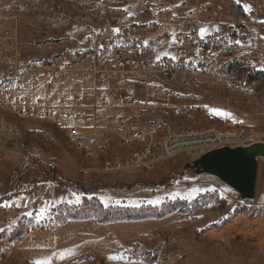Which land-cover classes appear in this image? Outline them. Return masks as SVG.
<instances>
[{
	"label": "rangeland",
	"instance_id": "1",
	"mask_svg": "<svg viewBox=\"0 0 264 264\" xmlns=\"http://www.w3.org/2000/svg\"><path fill=\"white\" fill-rule=\"evenodd\" d=\"M135 1L0 0V16L16 28L23 61L18 69L0 61V264H264V226L251 229L264 225V159L256 197L248 203L218 177L185 169L196 155L180 154L151 170L107 172V160L128 157L137 147L114 140L107 153L87 155L73 145L66 121L18 114L41 93L31 68L36 62L56 61L69 69L70 87L94 82L83 78L90 62L86 56L74 59L76 51L92 46L101 25ZM174 42L158 54L173 53ZM111 82L120 84L113 92H142L136 84ZM185 92L177 99L183 105L210 104L204 111L138 117L134 127H155L161 136L179 127L225 131L228 122L242 120L248 129L264 132V82L258 97L236 93L225 104L203 96L202 86ZM216 108L230 115H218ZM107 210L110 217L104 218ZM237 222L247 228L240 231Z\"/></svg>",
	"mask_w": 264,
	"mask_h": 264
},
{
	"label": "built area",
	"instance_id": "2",
	"mask_svg": "<svg viewBox=\"0 0 264 264\" xmlns=\"http://www.w3.org/2000/svg\"><path fill=\"white\" fill-rule=\"evenodd\" d=\"M127 4L115 20L101 25L93 45L76 51L74 59L86 56L90 62L83 71L85 80L135 81L142 88L140 96H124L108 89H101L98 99L94 94L68 95L70 70L56 61L36 62L31 68L41 93L18 114H38L61 125L65 119L73 145L87 155L107 153L114 140L137 147L128 157L107 160L103 166L107 172L151 170L180 154L200 156L224 146L264 142V132L248 129L242 120L237 124L227 121L231 128L225 131L179 127L167 128L161 136L155 127L133 125L142 116L204 111L209 100L189 106L177 101L192 86H202L203 96L209 95L213 103H229L236 93L249 100L258 97L257 88L264 82V0L182 4L136 0ZM102 15L106 20L108 14ZM11 26L0 16V48L12 52H0V61H10L18 69L23 61L17 47L18 33ZM202 28L206 29L204 35ZM172 38L174 52L159 55L160 48L169 46ZM19 88L26 90V85L20 83ZM92 108H129L130 113L110 115L107 125L87 126L83 118ZM101 118V114L96 115L98 121Z\"/></svg>",
	"mask_w": 264,
	"mask_h": 264
},
{
	"label": "water",
	"instance_id": "3",
	"mask_svg": "<svg viewBox=\"0 0 264 264\" xmlns=\"http://www.w3.org/2000/svg\"><path fill=\"white\" fill-rule=\"evenodd\" d=\"M261 159H264V142H255L209 150L187 162L184 168L214 175L235 189L242 200H254Z\"/></svg>",
	"mask_w": 264,
	"mask_h": 264
},
{
	"label": "crops",
	"instance_id": "4",
	"mask_svg": "<svg viewBox=\"0 0 264 264\" xmlns=\"http://www.w3.org/2000/svg\"><path fill=\"white\" fill-rule=\"evenodd\" d=\"M81 64L82 63L79 62L75 66L79 67V65H81ZM120 83L121 84H128L129 83L130 85H135V84L139 85L135 81L120 82ZM76 85H78V84H75V86L73 85V87L68 88L66 90V93L69 95V94H72L75 92H79L84 96L94 94L98 99L99 91L101 89H108V90L112 91V88H114L115 86H119L120 84H115V83H112L111 80H107L106 82H102V83H98L96 81L88 82L87 87H85V88H80V85L78 88H76ZM123 94L128 96V94H126L125 92H123ZM129 113H130L129 108H116V109H114V108H92L87 113H85L84 118H83V120H84L83 123L86 124L87 126H91L95 123H98L99 125H105V124L107 125L108 117L110 115H114V114H116V115H125L126 114L127 115ZM97 114L102 115V118L99 119V121H98V119H96ZM65 121L66 120L64 119L63 122H65Z\"/></svg>",
	"mask_w": 264,
	"mask_h": 264
},
{
	"label": "trees",
	"instance_id": "5",
	"mask_svg": "<svg viewBox=\"0 0 264 264\" xmlns=\"http://www.w3.org/2000/svg\"><path fill=\"white\" fill-rule=\"evenodd\" d=\"M90 199H87V198H85L84 199V205H87V206H90V205H88L89 203H90V201H92V200H90ZM244 202H248V203H251V202H253V200H245ZM99 207V209H101L100 207L101 206H96V208H98ZM103 212V214H104V218H108V217H110V212H111V210H107V211H102ZM239 213H245V210H240V212ZM126 216V215H125Z\"/></svg>",
	"mask_w": 264,
	"mask_h": 264
},
{
	"label": "bare ground",
	"instance_id": "6",
	"mask_svg": "<svg viewBox=\"0 0 264 264\" xmlns=\"http://www.w3.org/2000/svg\"><path fill=\"white\" fill-rule=\"evenodd\" d=\"M245 225H247L245 222H241V224H239L238 222H237V224H235V226L236 227H240L241 229H240V231H244L247 227L245 226ZM264 225H263V223L262 222H258V223H256V224H254V226H251V227H253V228H251L252 230L254 229V228H262ZM254 231V230H253Z\"/></svg>",
	"mask_w": 264,
	"mask_h": 264
},
{
	"label": "snow or ice",
	"instance_id": "7",
	"mask_svg": "<svg viewBox=\"0 0 264 264\" xmlns=\"http://www.w3.org/2000/svg\"><path fill=\"white\" fill-rule=\"evenodd\" d=\"M245 10H248V8L246 7ZM116 31H119L118 29ZM201 34L204 35L206 33V29H201ZM236 43H240L239 41H236ZM213 112H215L216 114L220 115V114H225V115H230L229 113H225L223 109H212Z\"/></svg>",
	"mask_w": 264,
	"mask_h": 264
}]
</instances>
